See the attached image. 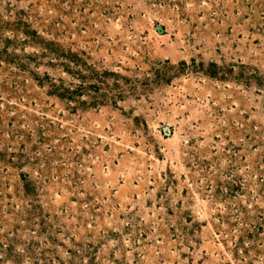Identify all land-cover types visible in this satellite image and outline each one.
<instances>
[{
	"label": "rangeland",
	"instance_id": "374dc122",
	"mask_svg": "<svg viewBox=\"0 0 264 264\" xmlns=\"http://www.w3.org/2000/svg\"><path fill=\"white\" fill-rule=\"evenodd\" d=\"M0 264H264V0H0Z\"/></svg>",
	"mask_w": 264,
	"mask_h": 264
}]
</instances>
